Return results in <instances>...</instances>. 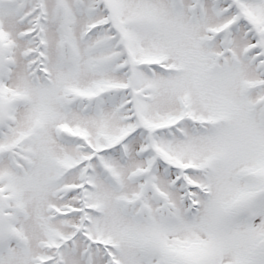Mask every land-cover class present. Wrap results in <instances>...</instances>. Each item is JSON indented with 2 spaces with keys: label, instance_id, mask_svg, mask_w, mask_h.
I'll list each match as a JSON object with an SVG mask.
<instances>
[{
  "label": "snow or ice",
  "instance_id": "6c2138e0",
  "mask_svg": "<svg viewBox=\"0 0 264 264\" xmlns=\"http://www.w3.org/2000/svg\"><path fill=\"white\" fill-rule=\"evenodd\" d=\"M0 264H264V0H0Z\"/></svg>",
  "mask_w": 264,
  "mask_h": 264
}]
</instances>
